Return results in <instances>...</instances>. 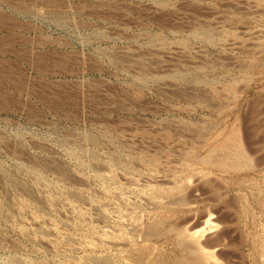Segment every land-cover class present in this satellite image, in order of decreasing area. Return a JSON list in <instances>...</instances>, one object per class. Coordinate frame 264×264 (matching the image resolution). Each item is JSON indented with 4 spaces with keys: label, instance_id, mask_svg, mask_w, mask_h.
<instances>
[{
    "label": "rangeland",
    "instance_id": "rangeland-1",
    "mask_svg": "<svg viewBox=\"0 0 264 264\" xmlns=\"http://www.w3.org/2000/svg\"><path fill=\"white\" fill-rule=\"evenodd\" d=\"M99 261L264 264V0H0V264Z\"/></svg>",
    "mask_w": 264,
    "mask_h": 264
},
{
    "label": "bare ground",
    "instance_id": "bare-ground-1",
    "mask_svg": "<svg viewBox=\"0 0 264 264\" xmlns=\"http://www.w3.org/2000/svg\"><path fill=\"white\" fill-rule=\"evenodd\" d=\"M94 254V253H93ZM97 259V258H96ZM98 264H104L102 261L97 262Z\"/></svg>",
    "mask_w": 264,
    "mask_h": 264
},
{
    "label": "crops",
    "instance_id": "crops-1",
    "mask_svg": "<svg viewBox=\"0 0 264 264\" xmlns=\"http://www.w3.org/2000/svg\"><path fill=\"white\" fill-rule=\"evenodd\" d=\"M18 38H20V37H18ZM23 38V37H22ZM23 40H26L25 38H23Z\"/></svg>",
    "mask_w": 264,
    "mask_h": 264
}]
</instances>
